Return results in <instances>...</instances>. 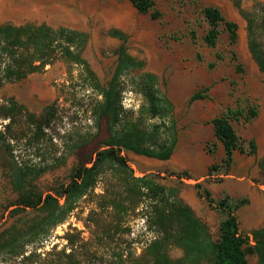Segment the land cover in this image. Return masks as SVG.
Instances as JSON below:
<instances>
[{
    "label": "rangeland",
    "instance_id": "1",
    "mask_svg": "<svg viewBox=\"0 0 264 264\" xmlns=\"http://www.w3.org/2000/svg\"><path fill=\"white\" fill-rule=\"evenodd\" d=\"M255 1L264 3L151 0L150 10L141 13L130 0H0V24L32 23L85 34L82 58L102 85L112 76L115 50L120 44L111 33H123L127 52L144 63L143 71L157 77L158 89L172 104L176 143L167 160L127 151H121V155L135 177L146 176L176 190L215 240L225 213L208 205L194 187L197 183L210 192L214 203L225 199L234 208L242 234L264 226V75L249 54L246 22L239 13L240 9L250 10ZM210 6L236 24L235 44L229 42L223 26L215 48L204 44L207 22L202 10ZM122 81L125 88L121 107L125 114L136 115L142 97L126 78ZM95 98L99 99L88 88L85 73L63 60L46 66L42 73L0 87V103L13 99L36 115L55 104V118L39 145L28 146L24 140L17 145L11 143L13 154L21 153L24 161L36 169H46L32 181L35 195L50 192L63 203L52 191L69 183L73 169L87 159L94 146L83 145V138L93 133L89 109ZM247 107L256 112L252 121L241 118L232 122L233 130L244 142V151H234L231 161L223 163L224 149L214 135L212 120L228 109ZM4 123L0 121V127ZM105 137L102 132L96 144ZM250 141L255 144L254 153L247 144ZM9 166V157L0 146V233L39 215L37 208L14 212L20 207L19 194L12 188ZM117 191L108 177H101L63 223L53 227L47 237L39 236L25 250L37 248V253L45 254L55 246L60 251L67 243L64 235L69 233L79 241L78 258L83 264H112L120 253L122 261L131 264L132 257L139 255L155 234L148 230L139 208L134 214L107 208ZM168 254L175 260L182 252L172 248ZM246 262L257 264V258L248 255Z\"/></svg>",
    "mask_w": 264,
    "mask_h": 264
},
{
    "label": "trees",
    "instance_id": "2",
    "mask_svg": "<svg viewBox=\"0 0 264 264\" xmlns=\"http://www.w3.org/2000/svg\"><path fill=\"white\" fill-rule=\"evenodd\" d=\"M141 13H147L151 0H130ZM246 22L247 48L258 70L264 75V3L255 1L250 10H239ZM202 15L207 22L204 44L215 48L220 27L228 33L229 42L237 41V26L227 21L216 7H206ZM120 44L115 50L116 65L106 85L99 83L85 60L82 47L85 34L66 28L53 29L47 25L25 23L23 25L0 24V87L6 83L24 80L42 73L46 66L57 60L75 65L86 75L88 88L99 97L90 106L93 133L83 138V145L94 143L87 159L73 169L71 179L53 195H35L32 181L45 172L24 161L21 153L13 154V146L22 140L25 145H39L46 137L56 114L55 104L48 105L36 115L28 112L13 99L0 103V146L10 160L9 172L12 188L19 194L14 212L25 213L26 208H37L39 215L31 222L10 225L0 233V263L9 264H83L78 258L79 241L66 233L67 243L60 251L53 246L47 253H37V248H25L51 229L65 221L77 203L92 190L101 177H108L117 188L107 203V208L120 214L128 211L142 212L148 230L154 235L145 243L141 253L132 257L131 264H246L248 255L254 254L257 264H264V226L242 234L238 229L234 208L225 199L214 203L211 194L202 185H194L198 194L209 206L222 210L225 217L218 226L217 239H212L206 226L178 196L174 189L165 188L149 177H135L121 151L159 160L171 156L176 135L171 120L172 104L158 89L157 77L143 71L144 63L132 57L125 47V36L113 31ZM142 97V105L135 114H125L121 107L124 80ZM197 95L192 97V100ZM256 112L252 108L228 109L212 120L214 135L223 146V163H229L234 151L243 152V141L236 135L232 122L243 119L250 122ZM155 120V122H153ZM2 124V123H1ZM26 129V131H25ZM25 131V132H24ZM106 137L96 144L101 133ZM27 137V139H26ZM255 152L253 141L247 143ZM85 145V146H86ZM92 146V145H91ZM36 150H39L36 148ZM262 166V164H260ZM213 169V167L210 168ZM180 249L182 255L171 259L169 251ZM112 264H125L117 254Z\"/></svg>",
    "mask_w": 264,
    "mask_h": 264
}]
</instances>
